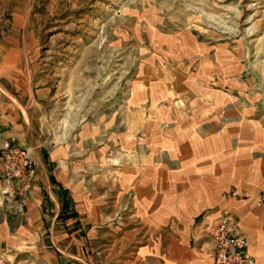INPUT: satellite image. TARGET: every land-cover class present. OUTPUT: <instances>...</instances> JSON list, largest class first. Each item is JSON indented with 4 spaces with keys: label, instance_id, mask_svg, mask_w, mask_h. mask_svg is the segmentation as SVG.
Segmentation results:
<instances>
[{
    "label": "crops",
    "instance_id": "obj_1",
    "mask_svg": "<svg viewBox=\"0 0 264 264\" xmlns=\"http://www.w3.org/2000/svg\"><path fill=\"white\" fill-rule=\"evenodd\" d=\"M22 3L0 0V142L27 147L37 174L24 206L0 190V264H215L210 232L225 212L247 264H264V86L202 109L145 101L98 186L39 128L51 84Z\"/></svg>",
    "mask_w": 264,
    "mask_h": 264
},
{
    "label": "rangeland",
    "instance_id": "obj_2",
    "mask_svg": "<svg viewBox=\"0 0 264 264\" xmlns=\"http://www.w3.org/2000/svg\"><path fill=\"white\" fill-rule=\"evenodd\" d=\"M22 10L51 84L39 128L70 163L95 168L98 186L145 101L202 109L239 84L264 86V0H23Z\"/></svg>",
    "mask_w": 264,
    "mask_h": 264
},
{
    "label": "built area",
    "instance_id": "obj_3",
    "mask_svg": "<svg viewBox=\"0 0 264 264\" xmlns=\"http://www.w3.org/2000/svg\"><path fill=\"white\" fill-rule=\"evenodd\" d=\"M36 166L30 150L10 139L0 142V190L5 201L24 206L36 179ZM232 196L243 193L233 191ZM215 264H247L252 257L238 220L225 212L210 232Z\"/></svg>",
    "mask_w": 264,
    "mask_h": 264
}]
</instances>
